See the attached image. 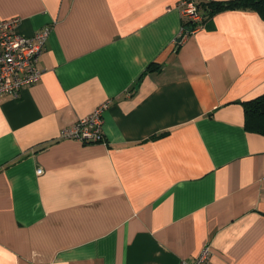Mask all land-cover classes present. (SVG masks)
<instances>
[{
  "label": "crops",
  "instance_id": "1",
  "mask_svg": "<svg viewBox=\"0 0 264 264\" xmlns=\"http://www.w3.org/2000/svg\"><path fill=\"white\" fill-rule=\"evenodd\" d=\"M182 1L0 0L19 34L51 28L39 81L0 98V264L206 246L208 264H264V135L243 107L264 95V21L226 10L178 43ZM104 104L105 143L60 139Z\"/></svg>",
  "mask_w": 264,
  "mask_h": 264
},
{
  "label": "built area",
  "instance_id": "2",
  "mask_svg": "<svg viewBox=\"0 0 264 264\" xmlns=\"http://www.w3.org/2000/svg\"><path fill=\"white\" fill-rule=\"evenodd\" d=\"M204 2L205 0H183L180 3L183 25L178 43L202 26L203 18L199 4ZM17 22V19L0 20V98H17L23 89L37 83L41 76L37 63L45 49L51 28L42 27L31 37H26L16 31ZM187 24L195 26L187 30ZM105 108V104L96 107L91 114L64 129L60 133V139L81 144L105 143L102 130V114ZM37 173L41 171L38 170ZM209 258L210 249L206 246L193 260L182 259L178 264H208Z\"/></svg>",
  "mask_w": 264,
  "mask_h": 264
},
{
  "label": "trees",
  "instance_id": "3",
  "mask_svg": "<svg viewBox=\"0 0 264 264\" xmlns=\"http://www.w3.org/2000/svg\"><path fill=\"white\" fill-rule=\"evenodd\" d=\"M203 22L206 18L226 10H250L256 12L264 21V0H229L223 2H204L199 4ZM202 22V23H203ZM195 25L187 24L186 29ZM245 128L264 135V95L243 103Z\"/></svg>",
  "mask_w": 264,
  "mask_h": 264
}]
</instances>
